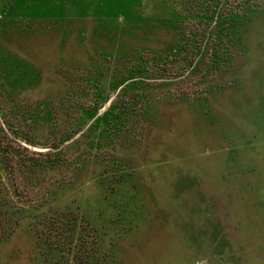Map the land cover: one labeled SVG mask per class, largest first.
I'll use <instances>...</instances> for the list:
<instances>
[{
	"label": "rangeland",
	"instance_id": "1",
	"mask_svg": "<svg viewBox=\"0 0 264 264\" xmlns=\"http://www.w3.org/2000/svg\"><path fill=\"white\" fill-rule=\"evenodd\" d=\"M0 208V264H264V0H0Z\"/></svg>",
	"mask_w": 264,
	"mask_h": 264
},
{
	"label": "trees",
	"instance_id": "2",
	"mask_svg": "<svg viewBox=\"0 0 264 264\" xmlns=\"http://www.w3.org/2000/svg\"><path fill=\"white\" fill-rule=\"evenodd\" d=\"M212 16V15H211ZM210 16V17H211ZM176 29H178L176 27ZM233 32V31H232ZM194 50L198 53L199 57H204V52H201L198 48L194 47ZM117 106H110V110L109 112L115 111V109ZM83 137L81 138V136L79 138H77L76 140H73L71 143H69L68 145L64 146L63 142H55L49 146H47V150L45 152H33V153H28L29 157L26 159H22L23 157H21V159L17 160L15 162V165L13 167H8V169H11L9 172V177L11 178V188H12V193H15V195H23L24 199L26 200L25 203L26 205L31 203L33 204L34 201H36V198H34V196H36V194L38 192H40V190H42L41 188L44 181H40L39 183L30 186V187H26V186H22L17 182V177L21 176V170L24 169V172L27 173V171L25 169H28L30 171V173H34V174H41V176H47V174H49V172H55V171H59V170H64V168H66L68 166V168L74 164L75 160L74 158H69L67 157L66 154H70L71 151L74 150V148H81ZM86 146V145H85ZM26 151L21 152L25 153ZM15 152H11L10 154H8V157L11 156L10 159H8V162L11 163V160L13 159L14 156H16L14 154ZM81 154V152H79ZM28 156V155H26ZM67 157L66 163L64 161V163H62V159ZM25 161V162H24ZM74 161V162H73ZM28 162V163H26ZM24 163L26 164L24 166ZM67 164V165H64ZM7 169V170H8ZM14 169V173L12 172V170ZM8 174V173H7ZM14 175V176H13ZM17 176V177H16ZM15 178V183L12 179ZM23 193V194H22ZM35 193V195H34ZM3 210L5 212L4 217H3V223L5 225V229L7 228V232L9 233H4L3 236H5V238H8L10 236L11 233H13L16 229L20 228L23 224H27L26 227L28 230H31L34 227V223L36 224L35 227L38 226V223H36V218H41L42 222L40 223L41 228L47 231V227L48 225V221H46V218L43 217V215L41 217H39L40 215H36L37 212L36 209L32 210V207H17L13 202H8L5 201L4 204H2ZM0 211H2V209L0 208ZM71 242H75V240H73L74 236H76L77 234V229L76 226L74 225L73 228L71 229ZM81 234V232H80ZM3 237H0V241H2ZM64 240V239H63ZM76 240H78L79 242V237L76 238ZM38 242V239H36V243ZM57 244L55 247H46V246H42V249L45 250V256L44 258H52V261L55 262V264H60L61 261V256L62 255V249H61V242L62 239H58ZM38 244V243H37ZM75 258V257H74Z\"/></svg>",
	"mask_w": 264,
	"mask_h": 264
},
{
	"label": "water",
	"instance_id": "3",
	"mask_svg": "<svg viewBox=\"0 0 264 264\" xmlns=\"http://www.w3.org/2000/svg\"><path fill=\"white\" fill-rule=\"evenodd\" d=\"M28 149L34 151V152H42L45 151V149H40V148H36V147H32V146H27Z\"/></svg>",
	"mask_w": 264,
	"mask_h": 264
}]
</instances>
